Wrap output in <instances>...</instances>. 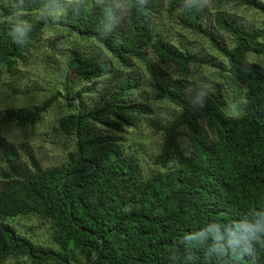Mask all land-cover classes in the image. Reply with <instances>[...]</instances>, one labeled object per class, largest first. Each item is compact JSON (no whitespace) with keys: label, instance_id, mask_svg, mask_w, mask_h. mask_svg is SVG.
Segmentation results:
<instances>
[{"label":"trees","instance_id":"trees-1","mask_svg":"<svg viewBox=\"0 0 264 264\" xmlns=\"http://www.w3.org/2000/svg\"><path fill=\"white\" fill-rule=\"evenodd\" d=\"M124 1L123 20L107 1L47 0L48 8L65 3L59 13L43 15L19 32L0 28V69L10 76L51 20L56 39L95 40L131 72L143 64L154 98L177 109L171 119L154 124L162 140L153 169L144 172L140 153L124 136L138 116L152 113L133 95L137 75L129 73L109 97L90 106L82 94L94 91L111 68L102 55L69 51L66 86L71 76L91 86L81 89L58 121L74 136L65 162L42 167L29 156L31 170L24 169L13 148L0 140L5 160L0 177L7 180L0 188V264L21 254L28 264H264V233L252 239L247 231L264 223V64L249 58L264 56V29L217 13L214 25L233 39L227 45L202 22L195 4L168 0L167 13L180 12L183 29L206 37L243 87L242 110L232 116L220 91L200 101L184 79L165 71L171 65L185 74L198 57L159 33L155 19L163 0ZM213 1L261 8L256 0ZM50 104L1 112L0 126H33ZM19 217L46 224L57 249L37 246L6 221ZM232 234L249 236L250 250L241 253L243 242L234 248Z\"/></svg>","mask_w":264,"mask_h":264},{"label":"rangeland","instance_id":"rangeland-1","mask_svg":"<svg viewBox=\"0 0 264 264\" xmlns=\"http://www.w3.org/2000/svg\"><path fill=\"white\" fill-rule=\"evenodd\" d=\"M94 1L110 2L120 19L126 18L127 6L124 0ZM256 1L261 8L237 6L233 3L218 5L213 0H184V3L195 4L203 14L202 22L207 23L210 30L227 45H231L232 37L214 25V16L217 13H227L239 18L249 28L260 31L264 29V0ZM64 3L58 2L54 7L48 8L47 0H0V28L19 32L17 28L21 30L23 26L42 18L43 15L59 13ZM167 6L168 0H163L155 19L159 33H165L176 47H188L197 55L198 62L190 64L185 74L171 65L165 67V71L172 78L184 79L188 92L200 101L220 91L225 99V112L237 116L243 106V87L228 74L225 59L212 47L209 40L201 34L183 29L178 23L180 12L169 15L166 11ZM56 37V25L48 20L24 58L17 63L15 73L10 76L4 68L0 69V113L9 110L32 111L45 101H51L47 111L33 126L25 128L13 124L0 126V140L13 148L17 163L24 169L31 170L29 156H33L42 167L58 166L65 162L67 152L74 149V136L62 131L58 121L74 107L69 103L75 102L81 89H87L91 83L71 76V85L66 86L64 70L68 52L74 48L82 49L89 54L104 56L111 68V72L100 80L94 91L82 94L90 106L102 102L103 96L109 97L115 85L124 81L129 73L137 75L138 85L133 95L137 100L146 103L152 113L138 116L136 125L127 127L124 136L125 143L133 144L132 147L140 153L141 169L149 172L153 169L151 159L158 151L162 140V135L154 124L171 119L177 111L176 107L166 100L154 98L150 75L143 64L131 72L132 70L121 67L95 40L79 36L59 39ZM249 58L264 64V56L249 55ZM135 140L138 143L135 144ZM4 167L5 160L0 152V169ZM6 184L7 180L0 177V188ZM6 221L15 225L19 232L37 246L57 249L51 239L50 228L46 224L27 217ZM28 262V257L21 254L8 257L3 264Z\"/></svg>","mask_w":264,"mask_h":264},{"label":"clouds","instance_id":"clouds-1","mask_svg":"<svg viewBox=\"0 0 264 264\" xmlns=\"http://www.w3.org/2000/svg\"><path fill=\"white\" fill-rule=\"evenodd\" d=\"M17 31H20L19 28L16 29ZM248 233L250 234V238L252 239H257V233H264V223H258L253 226H249L247 229ZM233 238L230 241L231 245L235 248L238 245H241L242 242L245 245L241 249V253L248 252L250 250V245H247V240L249 236H244L241 234L240 236H237L236 234H232Z\"/></svg>","mask_w":264,"mask_h":264}]
</instances>
